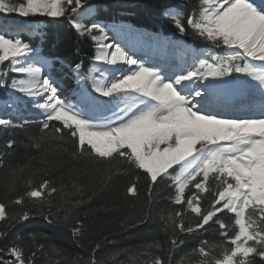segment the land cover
Masks as SVG:
<instances>
[{"label": "snow or ice", "instance_id": "obj_1", "mask_svg": "<svg viewBox=\"0 0 264 264\" xmlns=\"http://www.w3.org/2000/svg\"><path fill=\"white\" fill-rule=\"evenodd\" d=\"M99 7L89 0H0V14L67 19L78 36L90 37L96 45L93 67L86 75H81L82 63L69 66L77 81L73 103L61 95L53 78L57 61H51V72L46 73L50 61L32 43L0 29V65L8 62L12 73L25 77L11 83L0 79V87L13 94L6 107L32 104L41 110L43 137L67 135L75 155L135 170L137 179L144 177L150 195L164 183L169 190L165 199L172 205L170 214L161 217L166 231L169 224L172 227L170 252L184 243L181 234L214 228L224 239L214 247L201 242L193 250L199 264H264V0H199L187 14L179 6L165 9L180 37L191 32L223 50L216 54L162 41L179 49L184 60L166 67L147 62L117 42L120 32L134 30L96 19ZM110 32L117 35L107 43ZM234 74L246 79L234 85ZM235 87L259 93V115L228 114L232 106L220 97ZM33 123L0 118V126L8 128L23 130ZM56 192L45 180L38 187L29 184L12 202L22 205L30 199L43 204ZM126 193L137 196L136 184ZM49 216L50 212L44 218ZM186 216L192 221L186 223ZM8 219L12 217L7 205L0 202V221ZM15 219L27 221L29 213ZM79 231L74 227L73 235ZM0 239L6 234L0 233ZM95 252L85 264H103ZM35 256L33 252L26 258L15 242L0 248V264H35ZM151 264L164 261L156 257Z\"/></svg>", "mask_w": 264, "mask_h": 264}, {"label": "trees", "instance_id": "obj_2", "mask_svg": "<svg viewBox=\"0 0 264 264\" xmlns=\"http://www.w3.org/2000/svg\"><path fill=\"white\" fill-rule=\"evenodd\" d=\"M198 2L89 0L94 8L100 6L96 9L98 19H121L197 48L210 46L219 50L191 32L180 37L172 21L164 15L170 6H179L187 14ZM29 21H42L45 30L39 40L23 36L25 42L34 47L39 45L43 54L58 56L68 66L82 63L83 68L87 67V60L92 57L90 37L78 36L67 19L55 22L33 17ZM13 78L16 75L2 65L0 79L11 83ZM65 80L68 88L71 87L70 80ZM7 91L9 89L0 87V101L7 97ZM5 119L20 121L12 110ZM9 141L13 142L12 148L7 147ZM74 152L72 140L67 135L43 137L39 122L23 130L0 126V157L3 158L0 202L7 205V215L12 217L0 221V233L6 234V239H0V248L15 242L22 247L26 258L36 252L35 264H85L93 256L94 249L96 259L103 264H151L156 257L164 264H199L200 257L193 250L201 242L206 241L208 247H214L223 241L214 228L192 235L181 234L184 243L170 252L172 227L169 224L166 231L161 218L169 215L172 207L165 199L169 195L166 185L159 184L150 195L144 177L140 175L137 179L135 170L116 163H98ZM45 180L57 188L50 201L40 204L25 199L22 205L12 202L25 193L29 184L38 187ZM132 184L138 189L135 197L126 193ZM25 211L29 219L17 221L15 218ZM49 212L51 216L46 220L44 217ZM192 219L186 216L185 222ZM225 219L231 222L228 217ZM74 227L80 230L77 235H73ZM41 244L43 249H40ZM216 251L218 253L219 249ZM255 259L259 261V257Z\"/></svg>", "mask_w": 264, "mask_h": 264}, {"label": "bare ground", "instance_id": "obj_3", "mask_svg": "<svg viewBox=\"0 0 264 264\" xmlns=\"http://www.w3.org/2000/svg\"><path fill=\"white\" fill-rule=\"evenodd\" d=\"M113 35H117V34L114 32L109 33V40L107 41V43H112V36ZM144 37H145V35H141V37H137V35L135 36L134 34L128 33L125 30V32L119 33L117 42L126 44L131 50H132V48H134L133 51L134 50L137 51L136 55H138L142 58H145L146 60L148 57H154L152 59L153 63L161 60L162 57L166 58L167 61L159 64L161 67H163V66L166 67V66L172 65L171 64L172 61H178V58L176 60V53L175 52H174V54H169V52H172L171 49H169L167 47H165V48L164 47L163 48L155 47L153 45V43L150 41L149 42L148 41L143 42ZM179 57H182L181 53H179ZM148 59L151 60L150 58H148ZM184 59H186V57ZM179 60H180V62L184 63L183 59H179ZM96 75H98V74H96ZM220 100L222 103L229 104L232 106L231 112H233L234 115H238L237 113L242 110L239 108V106L242 105L243 103H250L249 104L250 107H257L258 106L257 105L258 103L256 101L254 102L253 101L254 99H252V97L244 98L240 95V93H233V94H227V95L222 94L220 97ZM236 106H238V107H236ZM249 106H247V107H249Z\"/></svg>", "mask_w": 264, "mask_h": 264}, {"label": "rangeland", "instance_id": "obj_4", "mask_svg": "<svg viewBox=\"0 0 264 264\" xmlns=\"http://www.w3.org/2000/svg\"><path fill=\"white\" fill-rule=\"evenodd\" d=\"M85 10H87V9H85ZM30 18H33V17H27V18H25V17H20V16H18L17 14H7V15H5V14H0V29H8L9 31H10V33L13 35V36H15L16 35V33H19V34H21V33H25V34H27L28 36H34V35H38V34H40L41 32H43V30H45L44 28H45V24L42 22V21H39V22H29V20H30ZM36 18H38V19H41L42 18V20L43 19H45V20H47V19H50V18H47V17H40V16H36ZM3 21V22H2ZM89 22H91V21H89ZM38 30V31H37ZM110 33H112V32H110ZM147 36H149V37H153V38H156V39H159V41H167V40H165V39H162V38H160V37H157V36H153V35H150V34H147ZM144 39V38H143ZM159 41L158 42H156L157 43V45H159V44H162V43H159ZM151 42V41H150ZM90 46L91 47H93V50H92V57L94 56V54H95V47H96V45H95V43L91 40V43H90ZM180 46H182V45H180ZM165 47H167V48H169V49H171L173 52H175V53H179L180 51H179V49H175V48H172V47H170V46H164V48ZM182 47H184V46H182ZM158 48H162V47H160V46H158ZM186 48V47H185ZM220 51H222V50H220ZM220 54H222V52L220 53ZM145 59V58H144ZM190 61V60H189ZM4 66H6L7 67V69H8V71L9 72H11L10 71V64L8 63V62H5L4 64H3ZM2 65H0V67H1ZM92 67H93V64H92ZM51 69V65H50V63H49V65L48 66H46V68H45V72L46 73H49V70ZM12 73V72H11ZM15 75H20V77H16V78H25L23 75H21V74H16V73H14ZM244 77V76H243ZM97 78H99V74L97 75ZM233 78V77H232ZM244 79H246V77H244ZM73 80H74V82H75V84H77V81H76V79L74 78V76H73ZM239 82L240 81H238V80H236V81H234L233 80V84L234 85H237V84H239ZM89 87H90V85H89ZM246 89V90H250V92L251 93H253V91H252V89L250 88V87H235L234 89H232V90H226L224 93H227V92H229V93H234L235 91H237V92H241V90L242 89ZM249 88V89H248ZM13 95V94H12ZM73 95H74V92H72L71 93V97H73ZM223 95H225V94H223ZM227 95V94H226ZM75 101H76V99H75ZM6 103H3V102H0V109H5V108H7L6 107ZM30 106H31V109H33V110H37V113L39 114V116L41 117V118H43L42 117V113H41V110L40 109H38V108H36L35 106H33L32 104H30ZM250 244L252 243V242H249Z\"/></svg>", "mask_w": 264, "mask_h": 264}]
</instances>
